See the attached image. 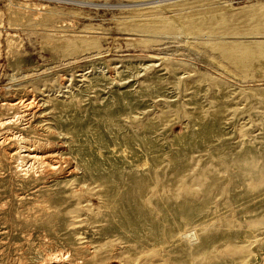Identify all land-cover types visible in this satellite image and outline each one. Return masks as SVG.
I'll use <instances>...</instances> for the list:
<instances>
[{"label": "rangeland", "instance_id": "1", "mask_svg": "<svg viewBox=\"0 0 264 264\" xmlns=\"http://www.w3.org/2000/svg\"><path fill=\"white\" fill-rule=\"evenodd\" d=\"M0 46V138L76 170L0 145V264H264V0H0Z\"/></svg>", "mask_w": 264, "mask_h": 264}, {"label": "bare ground", "instance_id": "2", "mask_svg": "<svg viewBox=\"0 0 264 264\" xmlns=\"http://www.w3.org/2000/svg\"><path fill=\"white\" fill-rule=\"evenodd\" d=\"M141 3V2H140ZM165 3V2H164ZM143 4V3H142ZM141 4V5H142ZM146 4V3H145ZM136 5V4H135ZM120 6V5H119ZM28 8V7H27ZM146 8V7H145ZM117 9V8H116ZM126 10V9H125ZM130 10V9H128ZM27 16V15H26ZM14 26V25H13ZM42 26V25H41ZM9 36V35H7ZM14 36V35H13ZM9 43V42H8ZM1 47V46H0ZM248 57V56H247ZM151 59H153L151 57ZM19 95V94H18ZM18 99V98H17ZM36 99V98H35ZM6 110H18V114L13 117L0 118V127L12 124L17 118L23 119L27 116H32L35 109V102L29 97L20 99L19 101H8L2 104ZM18 116V117H17ZM18 120V119H17ZM25 120V119H24ZM28 120V119H27ZM18 122V121H17ZM12 126V125H11ZM17 126V125H16ZM22 128V127H21ZM8 132V131H7ZM12 132V131H11ZM2 133V132H1ZM0 138V145L6 142L12 143L10 158L16 159L18 169L21 171L39 173V174H71L76 172L72 166L66 167L67 159L58 154L56 145L49 142L33 141L26 139L24 136L15 133H6ZM38 133V132H37ZM28 134V133H27ZM48 134V133H47ZM46 135V134H45ZM50 135V134H49ZM66 135V133H65ZM51 136V135H50ZM28 137V136H26ZM42 137V136H41ZM48 137V136H47ZM42 139V138H39ZM46 139V138H45ZM49 139V138H48ZM43 140V139H42ZM62 145V144H61ZM7 149V148H6ZM90 150V149H89ZM4 151V150H3ZM7 152V151H6ZM60 153V152H59ZM102 153V152H100ZM4 154V153H3ZM127 154V153H126ZM103 155V154H102ZM5 157V156H3ZM103 158V157H102ZM9 160V159H8ZM84 161V160H83ZM13 163V162H12ZM69 163V162H68ZM154 163V162H153ZM15 164V163H14ZM72 165V164H71ZM16 168V169H17ZM66 169V170H65ZM2 171V170H1ZM18 173V172H17ZM28 174V173H27ZM38 174V175H39ZM26 175V174H25ZM34 175V174H33ZM29 176V175H28ZM40 176V175H39ZM38 176V177H39ZM66 176V175H65ZM34 177V176H32ZM36 177V176H35ZM50 177V176H49ZM72 177V176H71ZM30 179V178H29ZM33 179V178H32ZM47 181V180H46ZM76 181V180H75ZM44 185V184H43ZM42 185V186H43ZM154 193V192H153ZM146 200V199H145ZM38 203V202H37ZM33 204V203H32ZM111 224V223H110ZM109 224V225H110ZM108 225V223H107ZM112 229L115 226L110 225ZM46 240V239H45ZM160 246V245H159ZM154 247V246H153ZM161 247V246H160ZM96 248V247H95ZM24 250V249H23ZM17 251V250H16ZM91 251V250H90ZM73 252V251H72ZM240 252V251H239ZM111 254V253H110ZM101 256V255H100ZM145 256V255H144ZM67 257V256H66ZM146 257V256H145ZM101 259V258H100ZM134 259V258H133ZM146 260V259H145ZM42 260H40L41 262ZM128 261V260H127ZM150 261V260H149ZM65 254L49 253L45 256L44 262L39 264H65ZM167 262V261H166ZM79 264V262H77ZM130 264V263H129Z\"/></svg>", "mask_w": 264, "mask_h": 264}]
</instances>
